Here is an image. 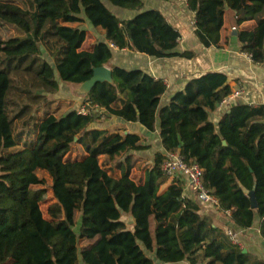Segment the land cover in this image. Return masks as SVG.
Segmentation results:
<instances>
[{"label": "trees", "instance_id": "1", "mask_svg": "<svg viewBox=\"0 0 264 264\" xmlns=\"http://www.w3.org/2000/svg\"><path fill=\"white\" fill-rule=\"evenodd\" d=\"M105 2L136 14L120 19ZM186 4L194 12L193 33L205 48L217 46L220 39L210 16L213 6L232 10L236 24L254 20L255 27L238 30L237 39L253 62H264V0H186ZM143 7L144 0H28L24 7L0 0V20L25 33L0 37V264H154V259L170 264H264L250 259L222 226L207 224L199 213V201L183 195L179 180L159 191L167 179L162 171L164 153L178 152L202 169L205 187L218 200L217 209L228 211L237 229L249 228L258 219L264 240V106L232 104L216 123L211 121L209 113L232 92L225 73L210 71L190 78L161 103L167 88L162 79L140 68L111 65L112 83L97 82L87 93L91 106L124 122H138L150 132L158 120L163 152L153 154L142 184L130 178L134 153L149 147L141 144L138 132L96 127L99 116L75 108L37 119L25 111L27 106L9 107L10 77L1 67L5 61L38 62L36 89L55 93L56 72L63 80L83 82L92 75V67L110 62L116 49L154 58L192 57L191 51L176 50L180 33L163 13ZM84 21L104 30L91 51L79 50L86 29L64 24ZM41 46L49 50L53 64L42 57ZM18 118L22 127L32 122L34 141L8 151L17 143ZM74 142L87 154L80 160L65 159ZM113 162L109 168L119 170V176L106 168ZM34 164L51 177L55 202L48 205L49 220L39 207L43 191L32 188L45 185V179L33 172ZM90 181L96 187L94 197L87 196ZM128 215L134 220L130 225ZM78 239L88 244L80 247Z\"/></svg>", "mask_w": 264, "mask_h": 264}, {"label": "crops", "instance_id": "2", "mask_svg": "<svg viewBox=\"0 0 264 264\" xmlns=\"http://www.w3.org/2000/svg\"><path fill=\"white\" fill-rule=\"evenodd\" d=\"M105 4L120 19L129 18L136 14V11L133 10L115 7L108 2H105ZM143 8H155L160 10L165 16L166 20L171 23L180 33L176 50L179 52L191 51L193 52V56L184 57L176 55L163 58H154L144 53H138L126 48H122L116 49L115 55L113 58H111L110 62L104 63L103 65L109 67L110 69L111 65H119L127 69L140 68L152 75L155 79H162L167 88L161 96V103H166L170 96L174 92L181 90L190 78L197 77L210 71H221L225 73L228 78V84L232 90L231 94L236 92L239 93L238 95L231 97L227 102L219 103L217 107L209 113L210 119L214 123L219 120V118L232 104L245 103L250 105L264 106V62H253L252 59L241 50V45L237 39L238 30H250L255 27L256 22L254 20H246L240 24H236L234 22V14L232 10L226 7L220 9V6H213L210 10V16L216 22L219 28L220 39L217 46L211 45L205 48L199 42L197 36L193 33L194 12L187 7L186 0H144ZM58 22L61 23L60 20H58ZM64 24L70 26L78 25L77 23ZM232 26H236V29H231ZM96 31L98 36L103 38L104 30L101 27H96ZM96 41L97 40H95V38L91 39L86 31L85 40L81 44L79 50L91 51ZM42 47L50 56L49 50L44 46ZM43 58L48 60L45 58V56H43ZM75 86L76 84H74V82H59L58 91L60 98L62 100H66L68 104L72 105H68V107L64 110L62 107L61 110H58V112H54V108L56 107L53 108L52 106L51 108L53 109V112H49V114L61 116L70 109L75 108L79 110L81 107H86L91 111L92 114L99 116L100 120L96 122V127H100L102 129H115L120 127L138 132L142 137L141 144L148 145L149 147L134 153L135 166L132 168V170H136V165L143 162V160L147 159L149 164L138 172L136 178L131 170L130 178L135 183L142 184L144 181L145 170L152 163L153 154L156 151L163 152V149L160 145L158 120L155 122L154 132H150L144 129L138 122H124L117 117L109 116L104 108L91 106L89 102L86 101V95L74 93ZM43 94L47 93L43 92ZM27 116L28 113L23 118H26ZM18 119L21 123V119ZM18 119L15 121V124ZM29 125L32 126V122ZM28 126L22 127L21 124L22 128H20V130L25 131ZM15 135L17 136V148L31 144L34 141L33 132L31 135H27L25 132H23L20 136L17 134ZM86 154L87 153L83 146L74 142L71 145L69 151L66 153L65 159L80 160ZM77 155L79 157H75ZM32 170L39 178H48L50 187L51 177L43 167L34 164ZM116 172H118V175L114 174ZM113 175L119 176V170L113 169ZM171 180H179L182 183L184 196L195 197L194 192L189 187H187L185 177L181 174H176L173 177L167 178L166 181L160 186L159 191H164ZM46 183L47 182L45 180V184ZM32 188L41 189V186L33 185ZM48 190L49 191L45 195L42 194L39 207L43 218L49 220L50 217L47 213V208L49 204L55 202V198L53 197L51 189L49 188ZM199 205V213L202 215L207 224L220 225L226 231L227 229L234 230L237 232V245L242 248L243 252H247L250 259H256L258 261L264 262V240L259 235L258 219H256L253 226L249 228L237 229V227L229 221V212L222 213L217 209V207L210 205L206 206L200 202ZM79 218L80 215L77 213L76 224L73 227L75 232H78ZM87 244L88 242L86 240L78 239V245L80 247ZM148 255L153 258L151 253H148ZM154 264L170 263H159L154 259ZM174 264L187 263L185 261H180Z\"/></svg>", "mask_w": 264, "mask_h": 264}, {"label": "rangeland", "instance_id": "3", "mask_svg": "<svg viewBox=\"0 0 264 264\" xmlns=\"http://www.w3.org/2000/svg\"><path fill=\"white\" fill-rule=\"evenodd\" d=\"M9 1H12L22 7H24L25 4H27L28 2V0H24V4H23V0H9ZM77 24L86 29L88 36H90L91 39L95 38V40H98L100 38V36H98L97 34L96 28H92L90 25H88L86 21L82 23H77ZM24 35L25 33L16 25H12V24H9V23H6L0 20V37L2 39H7L13 36H24ZM41 51H42L41 52L42 55L45 56V58H47L52 63L53 62L52 58L47 54L46 50L42 46H41ZM2 58H3V55L0 53V60ZM17 62H18V59L16 58V59L11 60L9 64H7L6 61L1 63V67L7 68V71L10 77V87L7 92V100L12 101V104L10 103L9 105L10 108L12 105V110H14V108H18L21 105H24V106H27L25 111L28 110L29 113L35 116V118L41 119L44 117L46 113L53 112V109L51 108L52 106L53 108L56 107L54 108L55 109L54 112H58V110H61L62 107L64 110L68 107V105H72V104H68L66 100H62L60 98L58 90L55 93L43 94V91L41 89H36V82L34 80L35 79L34 76H35V72L39 68L38 62H33L31 64V59L29 58L22 60L19 64ZM56 73H57V78L59 82H66V83L70 82L67 80H63V78L58 75V72ZM79 83L81 82H74V84L76 85H78ZM9 107H8L9 115H12L13 111H10ZM23 116L25 117L26 114H24ZM20 128L22 127H21L20 120L18 119V121L15 124V134L20 136L22 135L23 132H25L27 133V135H31V133L33 132L32 131L33 128L31 125H29L25 131H21ZM16 149L18 148L15 145L11 147L8 151H14ZM75 157H79V156L77 155ZM148 164L149 162H147V159H146V160H143V162H141L140 164L136 165L135 167L136 170L134 169L132 170L133 175H135V178L138 172L141 169H143V167L147 166ZM109 167H114V162L110 163L109 166L106 168L110 169ZM110 172L113 174L112 169H110ZM114 174L118 175V172ZM45 180L47 182L45 185H39L41 186V191H43L44 195L49 191L48 189L50 188L49 179L47 178ZM95 190H96V187L94 183L90 181L87 185V196L94 197ZM153 226L154 225L151 222V229H153Z\"/></svg>", "mask_w": 264, "mask_h": 264}, {"label": "built area", "instance_id": "4", "mask_svg": "<svg viewBox=\"0 0 264 264\" xmlns=\"http://www.w3.org/2000/svg\"><path fill=\"white\" fill-rule=\"evenodd\" d=\"M231 29H236L232 26ZM249 58L250 55L245 53ZM239 92L225 96L220 103L227 102L231 97L238 95ZM78 112L82 114L91 113L86 107H81ZM164 160L162 162V171L169 177L176 174H181L186 179L187 187H189L195 194V198L202 204L217 207L218 200L205 187L203 182V172L197 163L186 162L181 154L174 151H167L164 153ZM228 212V211H227ZM226 234L228 238L235 244H238L237 232L232 229H227Z\"/></svg>", "mask_w": 264, "mask_h": 264}, {"label": "water", "instance_id": "5", "mask_svg": "<svg viewBox=\"0 0 264 264\" xmlns=\"http://www.w3.org/2000/svg\"><path fill=\"white\" fill-rule=\"evenodd\" d=\"M112 81L113 80H112L111 69L109 67L105 65L92 67V75L90 76V78L76 85L74 88V93L81 94V95H87V93L91 90V88L97 82L112 83ZM222 143L225 144V140H223ZM249 196H250L251 207L255 208L256 201H255L254 193L250 191ZM133 222L134 220H133L132 215H128L126 219V223L130 225Z\"/></svg>", "mask_w": 264, "mask_h": 264}]
</instances>
